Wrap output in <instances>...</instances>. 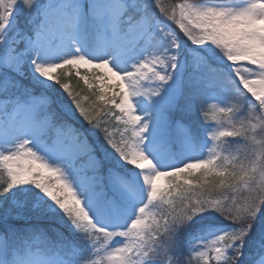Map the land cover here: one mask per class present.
Listing matches in <instances>:
<instances>
[{
	"label": "snow or ice",
	"instance_id": "1",
	"mask_svg": "<svg viewBox=\"0 0 264 264\" xmlns=\"http://www.w3.org/2000/svg\"><path fill=\"white\" fill-rule=\"evenodd\" d=\"M0 264H264V0H0Z\"/></svg>",
	"mask_w": 264,
	"mask_h": 264
},
{
	"label": "trees",
	"instance_id": "2",
	"mask_svg": "<svg viewBox=\"0 0 264 264\" xmlns=\"http://www.w3.org/2000/svg\"><path fill=\"white\" fill-rule=\"evenodd\" d=\"M163 2L165 4H172V3L177 2V0H163ZM70 79H71V87L73 88L75 92L81 93V95L83 93L86 95H90V92L87 86L84 84L83 80H80L79 77H77L73 73L70 76Z\"/></svg>",
	"mask_w": 264,
	"mask_h": 264
},
{
	"label": "rangeland",
	"instance_id": "3",
	"mask_svg": "<svg viewBox=\"0 0 264 264\" xmlns=\"http://www.w3.org/2000/svg\"><path fill=\"white\" fill-rule=\"evenodd\" d=\"M230 2H234V3H239L240 2V0H230ZM73 71H75V70H73ZM85 73H84V71L82 70L81 71V75H84ZM66 82L67 83H69V85H70V87H71V79H70V77L68 78V79H66ZM72 88V87H71ZM73 89V88H72ZM82 96H89V95H86V94H82ZM210 103H211V101H210Z\"/></svg>",
	"mask_w": 264,
	"mask_h": 264
}]
</instances>
